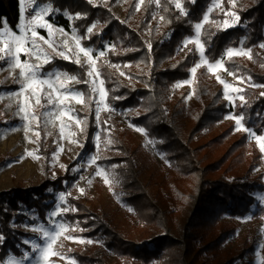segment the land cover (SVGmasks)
<instances>
[{"label":"trees","instance_id":"1","mask_svg":"<svg viewBox=\"0 0 264 264\" xmlns=\"http://www.w3.org/2000/svg\"><path fill=\"white\" fill-rule=\"evenodd\" d=\"M211 1L195 0L192 3L181 0L188 16L178 19L179 10L171 0H160L159 6L154 0H144L139 10L136 0H127L121 20L112 11L115 0H107L106 5L104 2L89 4L86 0H37L60 10L48 16L50 22L67 31L76 29L81 37L86 36L87 27L97 24L93 30L96 35L90 40L82 39L81 43L104 51L109 46L106 55L97 63L108 93L106 102L117 110H126L130 122L145 129L156 148L169 160L177 183H182L176 190V200L179 201L176 208L183 216L182 239L171 232L170 216L174 210L153 198L140 177L135 161L138 148L127 147L125 141L120 147L124 152L121 158L126 162V187L147 212L149 221L163 231L149 239L135 241L126 237L103 214L90 211L83 198L67 199L69 207L78 211L65 218L69 221L76 219L81 234L100 240L106 252L128 264H148L165 256H171L179 264H188L189 259L195 261L203 252H215L227 239V230L221 229L214 239L200 246H196L195 240H205L208 231L224 214L232 217L247 214L256 202L254 194L264 191L262 173L254 172L261 164L260 152L244 132H234V124L225 121V115L231 111L243 113L246 127L258 135L264 132V97L260 96L259 87L264 85V67L260 66L264 60L259 47L264 43V0H239L242 6L236 9L240 18L236 27L218 30L211 23L217 19V12L213 10L209 22L202 28L201 40L209 61L220 58L228 47L252 50L251 59H224L228 71L244 79L249 77L257 84L246 86L242 91L244 106L238 100L233 109L224 99L222 89L210 81L205 70L196 76L190 103L186 102L189 92L174 87L178 80L189 77L188 70L196 60L194 51L178 56V47L185 37L193 34L194 24L201 21ZM76 13L87 14V18L69 20L68 16ZM155 13L159 17L156 22L153 20ZM161 16L164 20L160 19ZM0 18H6L15 28L19 22L18 0H0ZM211 33L215 35L209 38ZM147 43H151V51ZM109 65H119L130 81L123 80L117 68ZM86 70V66L82 68L61 59H54L42 69L45 73L66 72L81 80L87 79ZM81 85L83 83L79 87ZM86 87L85 84L81 88ZM113 96L125 99L114 100ZM95 129L96 119L91 113L84 132L87 146H90ZM116 135L125 138L123 131L118 130ZM73 179L74 176L67 173L55 179H45L35 187L16 186L0 190V208L7 209V214L0 212V233L7 238L0 248V256H21L22 247H28L22 246V238L29 234L21 227L27 219V212L36 216L29 223L45 221L55 203L56 193L64 190ZM244 251L243 248L238 256L243 257ZM72 254L80 264H107L104 254L96 251L93 245L76 249ZM190 254H193L192 258ZM234 259L224 264H233Z\"/></svg>","mask_w":264,"mask_h":264},{"label":"rangeland","instance_id":"2","mask_svg":"<svg viewBox=\"0 0 264 264\" xmlns=\"http://www.w3.org/2000/svg\"><path fill=\"white\" fill-rule=\"evenodd\" d=\"M126 1L127 0H115V4L112 7V11L121 20L124 18L122 9ZM103 2L104 0H93V4ZM220 3L225 11L231 10L236 12V9L242 6L239 0H235L234 6L229 4L228 0H220ZM137 4L141 6L142 3L140 0H136V5ZM46 5L47 3L42 4L37 2L36 8L38 9ZM212 6L213 0L210 2L208 8ZM214 10L217 12L216 22L222 23L225 18L224 13L221 12L219 8H214ZM205 13H207V10ZM32 14H34V9L29 8L25 16L30 19ZM219 14H221V16ZM46 18L48 19V16ZM229 19L234 20L235 18L231 17ZM153 20L154 22L159 20L156 13L153 16ZM38 31L41 35L45 36V39H48L46 31L39 29ZM65 32L66 36L63 38L57 33L53 38L54 41L62 45V40L68 39L69 49L75 51L74 42L71 40L72 30H65ZM194 35L195 29L193 27V34L185 37L183 41L186 38L194 37ZM183 41L178 47L177 54L183 57L188 52V49L192 48L196 54V60L191 66L193 67L195 63L199 62V54L195 51L194 44H189L185 47ZM41 44H43V42H41ZM84 47H92V45ZM43 48L53 56L55 55L52 49H49L47 45H43ZM108 48L109 46L107 45L105 51ZM239 48L240 47L237 49ZM59 50L66 51L67 54L71 55V53H68V50L63 47ZM244 50L247 51V49ZM99 51L104 50L94 49L92 54L94 58L98 56ZM260 56L264 60V49L260 51ZM236 57H245L249 59L247 56H234L233 58ZM72 58L74 59L75 57L73 56ZM23 59H25V57L22 55L21 60ZM83 59L84 57L81 54V60ZM224 59L229 60L227 57H224ZM33 62L35 61L33 60ZM210 62H215V60ZM96 63H98V60ZM260 66L264 67V61L260 63ZM189 70L188 72L190 75L184 80H192L193 83L189 85L182 84L180 88H176L189 92L186 96L187 103H190L193 99V84L196 76L199 75L202 70L208 73L210 81L221 88L222 92L223 85L217 81V74L234 87H239L242 91L246 86H257V84L253 82H248L249 77L244 79L236 75L231 76L228 74L230 71L220 70L219 72H209L206 66H202L197 69V73L195 77H193ZM117 71L120 75L123 73V75H121L123 80L130 81L129 75L121 68H118ZM18 73L19 69L9 67L7 61L0 62V190L16 186L22 188L35 187L45 179H55L67 173L74 176V179L67 183L64 190L56 193L55 203L48 211L45 221L38 220L37 222L29 223V220H33V217L35 219L36 216L31 212H27V219L22 223L21 227L29 236L23 237L22 241L25 238H36V242L43 245L44 241L39 238L38 233L31 231L32 227L43 224L47 230L54 232L56 231L58 223H65L67 225L66 230L57 237L53 244L52 250L54 253H58V255H51L49 257L50 264H72L73 261H75V264H80L72 254V251L92 245L95 246L96 251L104 254L107 264H128L124 259L111 256L109 252H106L100 240L88 238L81 234L76 219H71L69 221L65 218L67 214H71L72 212L64 213L56 217L50 215V213L55 210L57 204H60L61 208L69 207L67 203V199L69 198H83L85 206H87L90 211L100 212L105 218L113 222L126 237L135 241L149 239L161 233L163 229L149 221L147 212L140 207L141 204L138 200L134 199V195H132L133 192L126 187V182L128 181L126 162L121 158L124 152L120 147L123 141L126 142L129 148H138L135 161L136 166L140 169V177L153 198L161 201L165 205H170V208L174 210L170 216L171 232L175 237L182 239L181 220L183 216L181 211L179 212L176 208V204H179V201L176 200V190L182 183H177L175 172L169 160L162 151L156 148L154 140L149 138L146 132L141 133L135 130L139 126L130 122L126 110H117L105 101L114 111L105 109L104 106L101 105L100 123L97 124L96 122V129L92 133L89 143L90 146H87L88 144H86L84 132L79 131L75 121L69 120L67 116L56 119V115H59L60 112L59 107L55 104L48 105L47 99L43 95L41 96V105H43V107L41 105H36L34 98L30 106V111L35 113L39 118L38 121H24L17 115L19 110V98L12 95V93L19 90V85L14 82V77L18 76ZM41 74L45 75L47 73L42 71ZM237 77L242 79H238ZM184 80H178L176 83ZM84 85L85 84L79 87V84H71L70 82V87L73 90L80 91L84 94L81 98L82 102L78 103L75 100L71 101L70 107L73 109V112H71L70 115H75L81 120H87V117L92 113L96 119V107L99 96L90 91V85H86V88H81ZM262 86L264 85H260L259 87L261 88V92H264V87ZM242 91L234 95V103L238 100L240 101L239 96L242 95ZM230 94H232L231 90ZM227 103L232 106V103L228 101ZM45 112L54 113L55 115L46 117L44 116ZM232 113V111L227 113L225 117ZM105 121L107 123H104ZM225 121L234 124V132H243L235 130L234 120L225 118ZM114 122H116L117 125H115ZM61 123L70 125V127H65V138L63 139L60 133ZM80 127L85 126L81 124ZM118 130L125 133L126 139L116 135ZM37 133L39 134L38 139ZM97 133L100 134L98 149L96 142ZM260 135H264V132ZM73 138L77 143L72 142ZM247 139L259 151L255 138H249L247 135ZM108 140H111L110 144H106ZM149 141H152V143H149ZM81 143L84 145L83 148L80 147ZM61 147L63 150L59 151ZM29 152H33L34 155H28ZM57 152L58 155L54 159L53 154ZM260 154L261 164L254 172H261L264 182V153L260 152ZM93 155H99L100 159L96 160L93 164H89L88 161ZM61 165L67 166V169L61 167ZM73 167H78L79 171H71ZM97 167L104 168L105 172L108 173L109 179L112 181L111 188L104 183L103 174L100 176L95 175ZM81 177L85 179H81ZM89 180L91 183H88ZM81 188L84 189L83 194L80 192ZM60 192L66 194L65 203L59 201ZM254 195L256 202L252 205L247 214L239 217H232L224 214L223 217L217 221L215 227L208 231L206 234L207 237L204 238L205 240L200 238L198 241L195 240L196 246H200L204 242L214 239L221 229H225L229 232L227 239L215 252H203L196 256L195 261L189 259L188 264H224L232 258H235L233 264H260V260L264 258V202L260 200V197L264 196V191L257 192ZM81 240L84 242H80ZM88 240L93 242L87 243ZM243 248L245 249V254L243 257H239L238 254ZM246 248L251 249L246 250ZM22 250L24 252L25 248L22 247ZM38 255V252L30 253L29 259L25 260L24 264H36ZM192 256L193 254H190L189 257L192 258ZM15 257L20 258L21 256ZM6 258H13V254L8 255ZM148 264H179V262L171 256H165L161 259L152 260Z\"/></svg>","mask_w":264,"mask_h":264},{"label":"snow or ice","instance_id":"3","mask_svg":"<svg viewBox=\"0 0 264 264\" xmlns=\"http://www.w3.org/2000/svg\"><path fill=\"white\" fill-rule=\"evenodd\" d=\"M87 3L93 4V0H86ZM143 3V0H140ZM174 4L175 8L179 10L180 17L178 19L187 17L188 11L183 7L181 0H171ZM190 2L195 3V0H190ZM229 4L234 6L235 0H228ZM105 5L107 4V0H104ZM154 3L159 6L160 0H154ZM37 0H18V11H19V22L13 28L7 22L6 18H0V62L7 61L9 67L13 69H19L18 76L14 77V82L19 85V90L17 92L12 93V95L19 98V110L17 115L20 116L24 121H38V117L34 112L30 111L31 102L34 98L36 105H41V96L43 95L47 99L48 105L55 104L59 107L60 112L59 115H56V119H60L62 116H67L69 120H74L76 126L79 128L80 132L86 131L87 120H81L75 115H70L73 112V109L70 107L71 101L75 100L78 103L82 102L83 93L80 91L73 90L70 87L71 84H86L90 85V91L92 93L98 94L99 100L97 102L96 107V122L100 123V112L101 105L104 106L105 109L114 111L111 109L109 105L105 103L106 97L108 95L107 91L104 88L105 81L100 78L101 73L98 70V65L96 61L100 57H104L106 55L105 51H99L97 57H93V47H84L81 45L82 39L90 40L94 33V28L97 27L96 23H93L91 26L86 28V36L81 37L77 34V30H72L71 40L74 42L75 51L69 49V41L68 39L62 40V45L57 44L54 41V37L57 33L60 34L61 38L66 36L65 29L63 26H55L54 23L50 22L46 17L50 14H54L59 9L53 8V6L49 3L44 7L36 8ZM140 4L136 5L137 10H139ZM29 8L34 9V14H32L29 18H26L25 14L28 12ZM214 8H219L221 12L224 13L225 18L222 23L212 21V24H215L218 30L227 31L230 28L236 27L240 23V18L235 11L227 10L223 8L220 0H213V6L207 9V13L203 15V19L201 22H197L194 24L195 35L191 38H186L183 41V45L187 47L189 44L195 45V51L199 54V62L195 63L193 67L190 68V73L193 77L197 73V69L202 66H206L209 72H219L220 70L228 71L225 67L224 57H227L231 60L234 56H247L249 59L251 56V49L245 51L242 47L237 49L233 47H228L226 51L222 54V56L215 60V62H210L208 57L205 56V44L201 40L202 28L206 22H209V13H212ZM167 11V9H165ZM67 15V14H66ZM234 17V20H230L229 18ZM69 20H79L86 19L87 14L85 16H81L80 13H76L74 16L69 15ZM161 20H164V17H160ZM190 23V22H189ZM18 29V32H17ZM39 30H44L47 33L48 39H45L44 35H41ZM19 33V34H18ZM215 33H211V36H214ZM43 42V44H41ZM43 45H47L49 49H52V52L55 54L54 56L49 52L45 51ZM61 47L68 50L66 51L59 50ZM151 43H147V48L151 51ZM260 48L264 49V43L259 45ZM193 51L192 48L188 49V52L191 53ZM81 54L84 59L81 60ZM24 56L25 59L21 60V56ZM75 57L74 59L72 57ZM54 58H61L65 61H69L71 63H75L80 67L84 68L86 66V77L87 79L81 80L76 75H68L66 72L49 71L47 74L42 75V69L51 63ZM33 60L35 62H33ZM110 67L119 68V65H109ZM175 67V66H174ZM229 75L235 76L234 72H228ZM123 75V73H121ZM238 79H242L237 77ZM217 81L223 85V95L225 100L232 103L233 109L236 107L234 103V95L239 94L242 90L239 87H234L232 84L228 83L225 79H223L220 75H216ZM251 83V78L248 80ZM193 83L192 80H184L182 82H178L174 85L175 88H180L182 84L189 85ZM264 87V86H262ZM230 90L231 93L230 94ZM261 97H264V92L260 93ZM187 98V97H186ZM114 100H122L125 97L113 96ZM239 99L241 101V106H244V96L240 95ZM43 107V105H41ZM55 115L54 113L45 112L44 116L51 117ZM139 115V113H137ZM259 115V114H257ZM226 119H232L235 122V130L243 131L248 135L249 138L254 137L259 151L264 153V135H257L253 129L246 127L244 124L245 115L235 114L234 112L225 117ZM104 123H107L106 121ZM83 124L85 127H80ZM65 127H70V125H66L65 123H61L60 125V133L61 138L64 137ZM137 132L145 133V129L143 127H137L135 129ZM99 137L100 134H96V142L97 149L99 145ZM39 138V134L37 133V139ZM73 143H77V141L73 138ZM111 140L106 141V144H110ZM152 143V141H149ZM80 147L83 148L84 145L81 143ZM62 147L59 151H62ZM28 155H34L33 152H29ZM57 153L53 154V158L55 159ZM100 159L99 155H93L90 157L88 163L93 164L96 160ZM61 167L67 166L61 165ZM73 172L79 171L78 167H73L71 169ZM103 174V181L106 185H109L111 188L112 181L109 179L108 173L105 172L104 168L97 167L95 175L100 176ZM55 178V177H54ZM81 179H85L81 177ZM88 183H91L89 180ZM80 192L83 194L84 189L81 188ZM70 195V194H69ZM261 202H264V196L260 197ZM59 201L61 203L66 202V194L64 192L59 193ZM78 209L75 207H63L61 208L60 204H57L55 210L50 213L52 217H56L68 212H76ZM0 212H4L7 214L6 208H0ZM22 214V213H18ZM34 219V217H33ZM12 224H15V221H12ZM67 225L65 223H58L56 227V231L52 232L47 230L43 224L36 225L32 227L31 231L39 234V238L44 241L43 245L36 242V238H25L22 241V246H30L26 247L25 251L21 254L20 258H16L13 254V258L8 259L6 256H0V264H24V261L29 259L30 253L38 252L39 255L36 258V264H50L49 257L51 255H58V253L53 252V244L55 243L57 237H59L63 231L66 230ZM75 239V238H73ZM7 238L0 233V248L6 243ZM80 242H84L81 240ZM93 241L88 240L87 243H92ZM75 264V261L72 262ZM260 264H264V258L260 260Z\"/></svg>","mask_w":264,"mask_h":264}]
</instances>
